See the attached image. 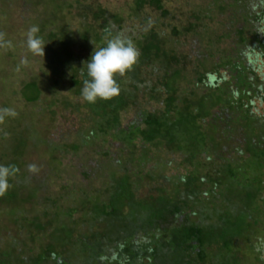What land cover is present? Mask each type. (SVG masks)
<instances>
[{"label": "trees", "instance_id": "obj_1", "mask_svg": "<svg viewBox=\"0 0 264 264\" xmlns=\"http://www.w3.org/2000/svg\"><path fill=\"white\" fill-rule=\"evenodd\" d=\"M115 1L23 0L49 75L22 97L72 128L49 136L25 112L0 133V264H264V0H185L181 15ZM109 29L140 55L118 95L88 103L85 62Z\"/></svg>", "mask_w": 264, "mask_h": 264}, {"label": "rangeland", "instance_id": "obj_2", "mask_svg": "<svg viewBox=\"0 0 264 264\" xmlns=\"http://www.w3.org/2000/svg\"><path fill=\"white\" fill-rule=\"evenodd\" d=\"M76 1V0H73ZM99 1V0H97ZM105 1V0H102ZM111 9L120 10L123 8L122 3H117L115 0L111 2L107 0ZM167 7L171 8L175 14L181 15L185 10V0H163ZM41 12V11H40ZM39 10L34 9L31 13H27L24 8L23 0H0V133H4L8 129L16 128L17 118L23 115L25 112H30L31 116L36 122L35 125L39 130L49 134V136L58 135L64 130L71 129L70 120L65 119V115L62 113L57 118V122L54 125L52 123L51 111L45 108L43 113L40 107L44 106V103H38L36 107L28 105V103L22 97V91L24 85L30 82L31 77H38L41 80L47 78L48 71L46 69L45 58H40L24 43L27 39L29 29L26 28L25 21L36 20L40 15ZM2 14L4 17H2ZM138 21L128 20V24L136 25ZM75 27V23L73 25ZM129 26V27H130ZM220 28L219 25L214 26L213 30ZM222 29V28H220ZM4 31L5 36L2 37L1 31ZM131 32V30H129ZM234 46V44H232ZM224 49V46H223ZM262 75L264 78V58H262ZM49 75V74H48ZM40 80V83H41ZM52 85L48 84L45 88L46 100L51 102L56 97L55 91L52 89ZM60 92V93H59ZM60 94H65L63 91H59ZM261 114L264 113V103L257 104ZM42 108V107H41ZM8 109L9 112L4 110ZM67 117L71 116V113H65ZM136 115L129 113L125 115V124H129L132 120H135ZM30 122L33 123L32 119ZM0 134V135H1ZM2 136V135H1ZM9 136L5 137V141L8 142ZM0 142L3 143L2 138ZM29 162L37 163L41 160L40 155L35 151L29 152L27 157ZM261 241L264 243V234L261 236Z\"/></svg>", "mask_w": 264, "mask_h": 264}, {"label": "clouds", "instance_id": "obj_3", "mask_svg": "<svg viewBox=\"0 0 264 264\" xmlns=\"http://www.w3.org/2000/svg\"><path fill=\"white\" fill-rule=\"evenodd\" d=\"M39 32L37 26L29 29L26 44L35 55L43 53L45 45L41 38L36 36ZM140 52L130 36L124 32L113 34L108 30L106 46L95 50L86 63V79L83 82L81 95L84 101L96 103L97 100H108L120 92L116 80L117 74L124 75L131 70L139 58ZM257 59L260 54L257 53ZM84 63V64H85ZM84 74V67L82 68ZM5 112L10 110L5 109ZM8 169H0V184L6 183Z\"/></svg>", "mask_w": 264, "mask_h": 264}]
</instances>
